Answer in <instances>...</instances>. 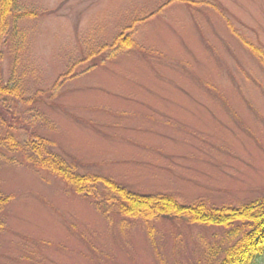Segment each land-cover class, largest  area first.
<instances>
[{
    "label": "rangeland",
    "instance_id": "1",
    "mask_svg": "<svg viewBox=\"0 0 264 264\" xmlns=\"http://www.w3.org/2000/svg\"><path fill=\"white\" fill-rule=\"evenodd\" d=\"M20 2L38 13L20 68L44 91L53 127L38 129L77 173L184 206L264 197V64L246 45L264 53V0ZM121 34L135 47H113ZM0 192V264H208L229 245L225 228L146 223L26 164L0 160Z\"/></svg>",
    "mask_w": 264,
    "mask_h": 264
},
{
    "label": "trees",
    "instance_id": "2",
    "mask_svg": "<svg viewBox=\"0 0 264 264\" xmlns=\"http://www.w3.org/2000/svg\"><path fill=\"white\" fill-rule=\"evenodd\" d=\"M37 16L20 0H0V160L26 164L39 173L55 176L78 195L94 198L99 207L117 206L122 215L141 218L146 223L174 217L225 228L222 242L228 241L229 245L222 250L221 259L215 263L207 259L208 264H264V197L239 207H217L203 201L184 206L170 195H140L111 179L81 175L53 150L55 143L38 129L39 123L53 127L39 107L44 91L30 94L27 73L20 69L28 45V33L21 22ZM132 43L129 35L121 34L113 47L130 48ZM246 45L264 64V53L250 43ZM6 56L7 76L3 71ZM99 194L104 198H98ZM10 201L11 197L0 192V229ZM216 250L214 254L221 252V247Z\"/></svg>",
    "mask_w": 264,
    "mask_h": 264
}]
</instances>
